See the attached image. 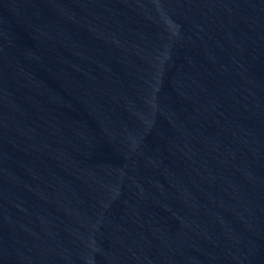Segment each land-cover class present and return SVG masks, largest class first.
Returning <instances> with one entry per match:
<instances>
[{
  "label": "water",
  "instance_id": "water-1",
  "mask_svg": "<svg viewBox=\"0 0 264 264\" xmlns=\"http://www.w3.org/2000/svg\"><path fill=\"white\" fill-rule=\"evenodd\" d=\"M0 264H264V0H0Z\"/></svg>",
  "mask_w": 264,
  "mask_h": 264
}]
</instances>
